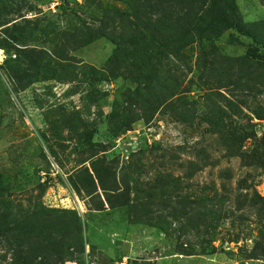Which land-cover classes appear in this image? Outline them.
I'll return each instance as SVG.
<instances>
[{
  "label": "rangeland",
  "instance_id": "374dc122",
  "mask_svg": "<svg viewBox=\"0 0 264 264\" xmlns=\"http://www.w3.org/2000/svg\"><path fill=\"white\" fill-rule=\"evenodd\" d=\"M155 1L0 0V215L75 213L64 264H264V0H215L181 60L94 31L115 11L156 28Z\"/></svg>",
  "mask_w": 264,
  "mask_h": 264
},
{
  "label": "trees",
  "instance_id": "16d2710c",
  "mask_svg": "<svg viewBox=\"0 0 264 264\" xmlns=\"http://www.w3.org/2000/svg\"><path fill=\"white\" fill-rule=\"evenodd\" d=\"M152 6L153 8L160 6L163 13L160 17H163L164 20L156 28L148 14L139 15L136 11H130V14L115 11L107 20L101 19L99 27L94 31L102 34L119 31L121 36L117 35V37L121 39V42H116V40L113 42L119 45L116 50L126 51V55L129 54V51H138L135 48H142L141 50L144 52L158 51L160 44H174L175 48L169 49L170 54L176 58L175 60H181L184 48L196 33L203 31L204 26L214 20L211 15L212 11L217 12L215 0H156ZM110 24L114 28H110ZM166 25L174 30V35L169 36L162 33L161 30ZM239 31L245 32V29L240 27ZM52 34L56 35V33ZM75 35L80 36L81 39L87 36L83 29L76 31ZM125 57L119 59L115 55L112 58V60L116 59L117 72H121V68L125 66ZM251 57L257 59L258 51L255 50ZM260 57L264 60V54ZM46 60L49 71L60 73L71 69L68 65L63 68L61 58L57 55L49 54ZM259 61H257L258 64ZM251 62L255 61L251 60ZM65 76L66 74H64V80ZM258 201L262 203L261 206H264V198L257 195L251 201V206H255ZM243 207L244 205L241 206V208ZM257 210L264 215L263 207ZM213 217L214 211L209 209L205 210L200 217L196 211L193 216L187 217L188 225L197 233H200L201 225L210 226L213 231L218 227L216 221L221 220V217H215L216 219L213 221ZM208 232V229H205V235ZM82 248V228L75 213L40 207L30 213L21 214L14 213L8 207L5 213L0 215V264H64L68 260H72L73 255ZM193 250L191 249L187 255L193 254ZM201 252L205 253V248H202Z\"/></svg>",
  "mask_w": 264,
  "mask_h": 264
}]
</instances>
